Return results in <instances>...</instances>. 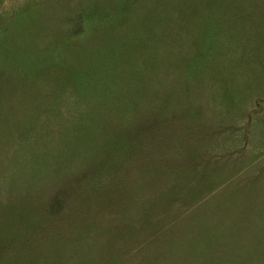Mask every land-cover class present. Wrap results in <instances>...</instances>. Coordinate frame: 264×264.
<instances>
[{
  "label": "rangeland",
  "instance_id": "374dc122",
  "mask_svg": "<svg viewBox=\"0 0 264 264\" xmlns=\"http://www.w3.org/2000/svg\"><path fill=\"white\" fill-rule=\"evenodd\" d=\"M0 264H264V0H0Z\"/></svg>",
  "mask_w": 264,
  "mask_h": 264
}]
</instances>
